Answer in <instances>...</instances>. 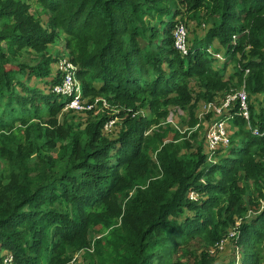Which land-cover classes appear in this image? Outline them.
I'll use <instances>...</instances> for the list:
<instances>
[{"label": "trees", "instance_id": "16d2710c", "mask_svg": "<svg viewBox=\"0 0 264 264\" xmlns=\"http://www.w3.org/2000/svg\"><path fill=\"white\" fill-rule=\"evenodd\" d=\"M36 1L49 16L46 25L25 2L0 0V264L8 253L12 264H68L86 248L92 251L86 252V264H218L208 251L188 262L174 254L195 238L218 250L237 221V243L246 250L242 264H260L255 248L264 238V109L254 116L250 106L251 124L260 135L243 117L231 119L228 154L219 155V148L217 162L207 160L202 120L194 116L192 126H204V144L188 153L182 149L190 143H177L185 135L171 125L162 128L175 132L173 139L159 142L152 136L150 144L145 134L153 131V120L129 109L192 102L191 77L204 87L205 105L217 100L230 82L224 79L227 63L237 53L244 57L247 48L252 56L241 63L238 80L246 89L260 82L255 91H264V0H180L186 16L179 20L177 0ZM186 18L212 20L203 38L191 42L188 34V55L176 47L174 36L176 24ZM61 37L78 66L83 93L104 95L110 107L100 119L63 134L57 152L34 143L38 155L31 175L26 162L6 161L13 148L2 140L16 129V119L29 130L39 125L32 116L42 122L47 111L57 116L63 110L67 99L52 90L61 77L58 71L51 76L48 54ZM216 39L224 54L210 48ZM26 48L37 52L35 66L20 61ZM216 60L224 61L219 69ZM33 77L46 85L31 83ZM157 113L165 116L167 110ZM116 116L121 134L113 140L105 124ZM258 145L261 160L252 151ZM151 148L159 165L153 175L145 162ZM10 163L15 174L7 179ZM191 190L201 198L190 199Z\"/></svg>", "mask_w": 264, "mask_h": 264}, {"label": "rangeland", "instance_id": "374dc122", "mask_svg": "<svg viewBox=\"0 0 264 264\" xmlns=\"http://www.w3.org/2000/svg\"><path fill=\"white\" fill-rule=\"evenodd\" d=\"M22 2H25L28 4L30 11L32 13H35V17H40L44 24L46 25V21L48 19V14L43 11L42 6L36 1V0H21ZM177 7H179L183 13L178 15V19H182L183 16H186L185 11L186 7L180 3V0H177ZM205 13V11L202 12V14ZM168 17L165 16V19ZM175 19V18H174ZM155 23V20L153 21ZM185 24L188 27V32L191 37V42L195 41V38H203L210 26L212 25V20H210V23L206 22V20L202 21H196L194 19H189L186 18ZM212 50L217 51L218 53H225V48L222 47L219 43V41L216 39L214 41V44L210 47ZM249 48H247L244 53V57L241 55V53H237L235 56H232V60L227 63V68L226 72L224 74V79L229 80L228 88L226 89V93H223L221 97L218 99L224 98L228 93L235 94L237 91L242 90L244 87L243 85L240 84L238 80V73L240 72V67L242 62H247L249 61L250 57L252 56V53L250 50L248 51ZM49 56L52 58V62L50 64V71L51 76L56 73L57 71V66L56 62L59 59L69 57L68 50L65 47V40L64 38H60L57 42L53 43L50 45V48L48 50ZM219 56V54H217ZM56 59V60H55ZM20 61L23 63H27L29 66H35L36 63L39 61L38 54L35 51L34 48H26V51L24 52L23 56L20 58ZM224 65V61L222 60H216V62L213 63V66L217 69L221 68ZM163 67L167 69V64H164ZM253 73V70L250 68V70L247 72L245 71V75L247 77H250ZM78 78V76H77ZM154 76H152V79ZM247 78H244V81ZM264 79V75L263 78ZM80 81V79L78 78ZM188 81V86H189V91L191 92L192 95V102L182 106V105H175V104H168L167 106L163 105V102H160L158 104V107L154 110H151L148 108V106L140 107L137 106L136 109H129L133 111V116H143L146 117V119H151L153 120V123L151 125V130L153 129L152 132L149 133V130H147L145 135H150V144L153 143V139H158L159 142L161 139H164V141H169L170 139L174 138L175 132L168 131L167 129H163L162 127L165 126H172L175 129H179L183 135L187 137H182L179 140H177V143H180L182 141H188L190 143L189 148H183L182 152H192V151H197L201 145H203V136H204V126L200 129H195V127L192 126V118L195 116L198 119L202 120V123L205 125L211 120V117L214 115L209 111L207 106L205 105V98L203 97L205 93V89L200 84L199 80L197 78L191 77L187 79ZM31 83H37L39 86L44 87L46 84L44 81H41L35 77L32 78ZM260 84L257 83L255 84L254 87L248 88L247 87V104L250 109V106L252 107V111L254 116H260L261 111L264 109V91L256 92L255 89L258 87ZM241 85V86H240ZM84 97L86 101H95L96 99H101L100 102H98L95 107L89 111L86 112H75L71 110H62L60 111L57 116H54L51 114L49 111L45 113V115L41 118L42 122H38L39 118H36L32 116L31 121H35V123H39V125H35L31 129H27V125H20L21 121L20 118L16 119L14 121V125L17 126L16 129L12 131H6L4 134H6V137L3 138L2 140V145L5 146H10L12 147V151H10L8 154V159L6 161H16V162H26L28 166L31 168V175L33 171H36V161H37V152L33 150V144L38 142V146L40 148H43V145H45V149H49L51 152H57L60 149L61 141H59L60 138H62V135L67 133L68 131L71 130H76L79 127L84 128L86 123L88 121H96L97 119H100L103 117L104 114L107 113L108 109L104 106L102 103V99L105 100L108 104L109 101L108 99L101 94H93V93H88V95L84 94ZM198 102V103H197ZM140 105V104H139ZM125 108H121L117 111L110 112L111 114H119L122 110ZM167 110V113L165 116H160L157 112L162 111L164 112ZM192 113L194 115L192 116ZM210 115V116H209ZM26 117L27 114L25 115ZM209 116L208 120H205ZM24 117V116H23ZM123 120V117H119ZM115 121H117V118H114ZM11 118H9V121ZM56 121V125L52 124V121ZM46 121V122H45ZM121 120H119L120 122ZM117 123V125L110 126L106 132L107 137L113 140H117L119 138V135L121 134V122ZM254 124H257L258 121L255 120L253 122ZM241 126V132L242 136H246L248 134L245 130H247L244 127L243 123H240ZM113 127L111 131H109ZM116 127V128H115ZM247 128L251 127V124L249 125L248 123L246 124ZM254 128L258 126H253ZM45 128H48V132L45 133ZM173 128V129H174ZM199 128V127H198ZM239 128V127H238ZM160 129V130H159ZM150 130V131H151ZM154 131L158 133L160 136L158 137L157 133L154 134ZM194 131L195 137L190 135V133ZM180 132V133H181ZM205 139V138H204ZM56 140L57 143L55 146H49V142L51 143ZM161 145V143L159 144ZM259 145L255 146V150H252L253 152L256 153V159L261 160L263 159L260 155L261 153L258 152L257 150L259 149ZM156 150L154 148H151L149 151L150 154V161H145L147 164L146 172L149 174H157L159 171V165H157V158H156ZM228 148L225 147L220 150L219 155H227L228 153ZM207 160L209 162H217L218 157L216 155H208L207 154ZM220 158V156H219ZM3 159V158H0ZM221 159V158H220ZM11 169V163L10 167L5 173V176L7 179L9 177L13 176L15 173L13 171H10ZM254 187V186H252ZM251 189L253 190V188ZM202 195V194H200ZM264 233V230L262 232V235ZM90 237H93L90 235ZM215 248V247H213ZM212 247L206 246V244L199 238H195L192 240L191 244L188 246H180L177 249V252L174 254L175 258H180L181 260L188 262L196 257H199L203 251H208V253L211 256H214L216 258V262L218 264H228L232 263V261H235V264H242L243 262V255L244 252H246L245 248L243 245H240L237 243V236L236 237H229L223 244H219L218 250L216 251H210L213 249ZM87 251L88 248H86ZM255 250L257 251V254L259 255V260L260 264H264V238L263 240L260 238L258 245L256 246ZM84 249L75 252L72 254L71 260L68 262V264H86L87 263V258H86V252ZM92 252L89 251L88 254ZM7 253V252H5ZM216 255V256H215ZM90 260L91 258L88 257Z\"/></svg>", "mask_w": 264, "mask_h": 264}, {"label": "built area", "instance_id": "2783aa9c", "mask_svg": "<svg viewBox=\"0 0 264 264\" xmlns=\"http://www.w3.org/2000/svg\"><path fill=\"white\" fill-rule=\"evenodd\" d=\"M188 28L185 23L176 24L174 30L175 44L176 47L184 55H188L190 52L188 46ZM218 54V53H217ZM216 54V55H217ZM220 58L221 55L219 54ZM57 71L61 77V81L55 84L52 88L53 92L67 99L66 104L63 110H71L75 112H86L92 110L95 105L101 101V99H96L95 101H86L84 93L82 90V83L78 80L76 71L78 66L70 60L69 57L59 59L56 62ZM238 101V105L236 103ZM102 103L108 109L110 104L102 99ZM238 107V110L235 111L234 107ZM209 111L214 115L211 117V120L206 124V140L208 144L209 155H216V151L223 147H227L231 142V127L230 119L234 117L235 114L242 116L244 119L249 121L250 112L247 104V93L245 89L235 93L228 94L224 98L217 99L215 101L208 102L206 105ZM117 121L114 123L115 119ZM108 120L105 124V130L110 126L114 125L119 121L118 117H114ZM113 125V127H114ZM109 131H111L113 129ZM253 133L260 135V131L257 128H253ZM107 131V130H106ZM189 198L192 200H199L201 198L200 194L194 190H191L189 193ZM241 221H237L236 226L232 228L229 236L236 237V230L240 225ZM227 239V238H226ZM225 240H222L220 244H223ZM219 246V244H218ZM214 251V248L211 249ZM13 256L8 253L3 260L2 264H12Z\"/></svg>", "mask_w": 264, "mask_h": 264}, {"label": "clouds", "instance_id": "9594fccd", "mask_svg": "<svg viewBox=\"0 0 264 264\" xmlns=\"http://www.w3.org/2000/svg\"><path fill=\"white\" fill-rule=\"evenodd\" d=\"M249 71V69H247V72ZM243 89H245V92L247 93V89H246V86H245V84L243 85ZM239 91H241V90H239ZM239 91H237V92H239ZM236 92V93H237ZM228 94H230V93H228ZM227 94V95H228ZM236 103H237V105H238V101H236ZM237 105H236V107H234L233 109H235V111L236 110H238V107H237ZM249 112H250V118H251V111H250V109H249ZM236 117H242V116H240V115H238V114H235L234 115V117L233 118H231V119H235ZM231 119H230V123H232L231 122ZM245 121H246V124L248 123L249 125L251 124V121H250V119H249V121L247 120V119H245ZM254 127H253V125L251 124V127L249 128V129H253ZM257 129H259L258 127H256ZM231 131H232V133L234 132V126L232 125V127H231ZM253 131V130H252ZM260 131V130H259ZM231 137H232V134H231ZM231 143V142H230ZM230 145V144H229ZM201 196V195H200ZM195 201V200H194ZM224 240H227L226 238L224 239Z\"/></svg>", "mask_w": 264, "mask_h": 264}]
</instances>
